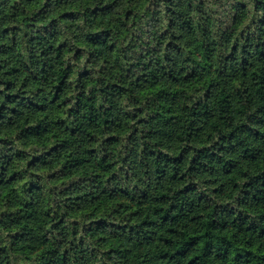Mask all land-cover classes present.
I'll return each instance as SVG.
<instances>
[{
  "label": "trees",
  "instance_id": "1",
  "mask_svg": "<svg viewBox=\"0 0 264 264\" xmlns=\"http://www.w3.org/2000/svg\"><path fill=\"white\" fill-rule=\"evenodd\" d=\"M0 264H264V0H0Z\"/></svg>",
  "mask_w": 264,
  "mask_h": 264
}]
</instances>
